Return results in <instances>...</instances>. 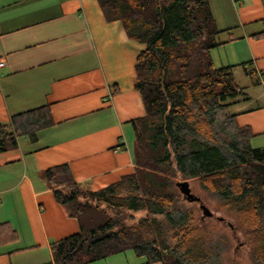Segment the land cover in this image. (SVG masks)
<instances>
[{
  "label": "trees",
  "instance_id": "trees-1",
  "mask_svg": "<svg viewBox=\"0 0 264 264\" xmlns=\"http://www.w3.org/2000/svg\"><path fill=\"white\" fill-rule=\"evenodd\" d=\"M98 3L107 20H120L129 38L146 45L135 61L144 107L132 120L136 168L96 191L81 188L67 164L42 171L79 224L77 233L50 242L52 260L44 264H88L126 250L161 264H264V147L250 145L249 127L229 111L242 87L232 65L212 60L224 42L208 1ZM52 123L47 106L10 116L0 123V152ZM195 178L234 217L238 244L226 235L222 245L213 240L192 209L199 202L183 198L177 182Z\"/></svg>",
  "mask_w": 264,
  "mask_h": 264
},
{
  "label": "crops",
  "instance_id": "crops-1",
  "mask_svg": "<svg viewBox=\"0 0 264 264\" xmlns=\"http://www.w3.org/2000/svg\"><path fill=\"white\" fill-rule=\"evenodd\" d=\"M207 1L224 42L213 62L249 78L229 111L264 147V0ZM145 47L98 0H0V123L41 106L53 121L0 152V264L50 262V242L79 231L43 170L67 164L90 191L135 170L132 120L144 115L135 61ZM128 251L88 264H161Z\"/></svg>",
  "mask_w": 264,
  "mask_h": 264
},
{
  "label": "rangeland",
  "instance_id": "rangeland-1",
  "mask_svg": "<svg viewBox=\"0 0 264 264\" xmlns=\"http://www.w3.org/2000/svg\"><path fill=\"white\" fill-rule=\"evenodd\" d=\"M219 51V50H218ZM233 73L235 76L236 81L239 85L244 86L245 84H248L249 78L246 76L240 66H235L233 69ZM189 182L190 189L192 193L200 197V201L206 205L210 211H212V216H204L202 214V210L199 207V204L192 203V209L194 211V214L198 218H202V225L205 228V231H207L210 236L213 238V240H216L219 242L220 245H222L224 240V235L229 237V242L232 244V246L238 244L243 239V235L237 231L236 233L233 232L232 223L234 217L225 215V213L222 210V207H220V200L217 196L212 194L210 191L205 190L199 183V181L195 179H186ZM128 213H126L127 215ZM144 211L140 212H134L131 216H128L129 221H132L135 217L138 218L139 216H144ZM233 236H236V239L233 238ZM245 250V248H243ZM127 253H132L131 250H129ZM242 264H250L248 262H243Z\"/></svg>",
  "mask_w": 264,
  "mask_h": 264
},
{
  "label": "water",
  "instance_id": "water-1",
  "mask_svg": "<svg viewBox=\"0 0 264 264\" xmlns=\"http://www.w3.org/2000/svg\"><path fill=\"white\" fill-rule=\"evenodd\" d=\"M176 185L178 186L185 200L190 201V202L198 201L199 207L202 210V214L204 216H212L213 214L212 211H210V209L200 201V197L192 193L189 182L187 180L178 181Z\"/></svg>",
  "mask_w": 264,
  "mask_h": 264
},
{
  "label": "built area",
  "instance_id": "built-area-1",
  "mask_svg": "<svg viewBox=\"0 0 264 264\" xmlns=\"http://www.w3.org/2000/svg\"><path fill=\"white\" fill-rule=\"evenodd\" d=\"M3 64H4V61L0 59V66H2Z\"/></svg>",
  "mask_w": 264,
  "mask_h": 264
}]
</instances>
